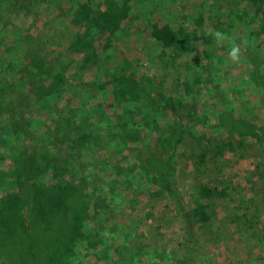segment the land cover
<instances>
[{
	"label": "rangeland",
	"instance_id": "obj_1",
	"mask_svg": "<svg viewBox=\"0 0 264 264\" xmlns=\"http://www.w3.org/2000/svg\"><path fill=\"white\" fill-rule=\"evenodd\" d=\"M262 192L264 0H0V264H264Z\"/></svg>",
	"mask_w": 264,
	"mask_h": 264
},
{
	"label": "trees",
	"instance_id": "obj_2",
	"mask_svg": "<svg viewBox=\"0 0 264 264\" xmlns=\"http://www.w3.org/2000/svg\"><path fill=\"white\" fill-rule=\"evenodd\" d=\"M111 16V15H109ZM113 17H110V24L113 22ZM153 37L162 43V47L164 50V63L167 70H174L176 73V66L175 61L178 56H180L182 53H185L189 51L190 47V40L189 35L183 34L182 32H174L169 27H162V28H154L153 31ZM192 39L194 41L197 40V37L193 36ZM208 41V39H205V42ZM256 65H260V63H256ZM118 85H114L115 92L119 98H124L126 94H128L129 98L128 100L136 101L138 100L139 94L136 93L135 88L137 87L136 83L132 79H126L122 77L120 80H118ZM57 84L54 86L56 87ZM162 92V90H161ZM167 103L168 109H170L172 116L175 119V122L178 124V127L181 132H184L187 127L191 125L192 117L191 112L188 111V109L183 105V103L180 101L174 102L173 97H169ZM151 152L154 151L156 153L155 160L158 163L169 161L171 157V153L167 150L166 146L157 143V145H152L150 147ZM146 152V151H144ZM257 165V169H258ZM262 190V189H260ZM209 193L208 189H206L205 194ZM263 192L260 194V197L263 198ZM208 195V194H207ZM206 206L198 205L196 207V210L194 211L197 216H199V219L197 222L204 223L210 220V215H207L205 212ZM22 220L25 226V229L29 233L31 231V222L28 218V216L23 215Z\"/></svg>",
	"mask_w": 264,
	"mask_h": 264
},
{
	"label": "clouds",
	"instance_id": "obj_3",
	"mask_svg": "<svg viewBox=\"0 0 264 264\" xmlns=\"http://www.w3.org/2000/svg\"><path fill=\"white\" fill-rule=\"evenodd\" d=\"M209 35H211L213 39L219 44H223L225 42L230 43L228 59L234 64L239 63L242 58V55L247 51L246 42L235 43L232 37L222 31L209 30Z\"/></svg>",
	"mask_w": 264,
	"mask_h": 264
},
{
	"label": "crops",
	"instance_id": "obj_4",
	"mask_svg": "<svg viewBox=\"0 0 264 264\" xmlns=\"http://www.w3.org/2000/svg\"><path fill=\"white\" fill-rule=\"evenodd\" d=\"M248 62V61H247ZM250 62V61H249ZM249 62H248V64H249ZM250 64H251V62H250ZM243 66H247V63H245ZM43 113H44V111H43ZM129 263H131V261H128Z\"/></svg>",
	"mask_w": 264,
	"mask_h": 264
}]
</instances>
